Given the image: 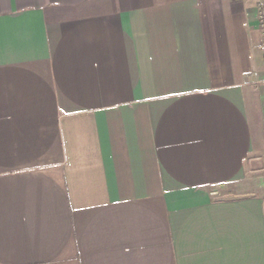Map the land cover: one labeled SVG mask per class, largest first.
Here are the masks:
<instances>
[{
    "label": "crops",
    "instance_id": "crops-1",
    "mask_svg": "<svg viewBox=\"0 0 264 264\" xmlns=\"http://www.w3.org/2000/svg\"><path fill=\"white\" fill-rule=\"evenodd\" d=\"M258 0H0V264H264Z\"/></svg>",
    "mask_w": 264,
    "mask_h": 264
},
{
    "label": "built area",
    "instance_id": "built-area-1",
    "mask_svg": "<svg viewBox=\"0 0 264 264\" xmlns=\"http://www.w3.org/2000/svg\"><path fill=\"white\" fill-rule=\"evenodd\" d=\"M257 21H258V27H259V30L262 36V47L264 50V0H258ZM262 62L264 64V51L262 55Z\"/></svg>",
    "mask_w": 264,
    "mask_h": 264
}]
</instances>
